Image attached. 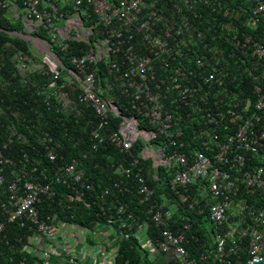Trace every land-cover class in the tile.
Returning a JSON list of instances; mask_svg holds the SVG:
<instances>
[{
	"label": "built area",
	"instance_id": "2783aa9c",
	"mask_svg": "<svg viewBox=\"0 0 264 264\" xmlns=\"http://www.w3.org/2000/svg\"><path fill=\"white\" fill-rule=\"evenodd\" d=\"M163 2L23 0L20 8L16 0H0V13L12 10L17 18L21 16L26 40L43 48L46 69L34 56L19 53L22 83H31L29 71L42 69L49 80L41 90L50 92L63 109L80 114L79 102L93 108L97 123L92 149L98 151L110 142L125 155L117 168L125 185L121 192L136 191L139 204L147 207L146 214L164 228L153 240L148 236L149 224L139 222L128 204L122 205L118 210L121 239L134 238L143 251L170 255L174 264L230 263L247 245L243 264H264V206L256 207L258 201L249 200L260 195L264 203V0H243L249 7L219 30L197 25L196 19L205 16L197 5L221 8L222 0H172L168 6ZM93 14L106 28L96 42L91 40L94 30L86 25ZM224 15L229 17L231 10L226 9ZM240 21L248 29L238 27ZM36 31L41 36H35ZM44 33L48 38L42 37ZM75 40L93 45L65 68L54 48L68 52L69 41ZM219 40L231 44V49L216 45ZM102 62L103 78L99 75ZM116 89L117 98H112ZM112 116L121 121L106 136ZM53 143L48 133L40 138L49 161L57 163L61 145ZM11 149L9 142L0 139V187L7 182V164H17L6 153ZM37 171L38 167L21 168V174L7 185V200L0 201L6 214V220H0V242L10 243L7 224L18 223L38 234L32 241L36 248L25 249L39 256L36 264L50 263L55 254L68 264H112L117 249L109 251L102 244L97 255L89 254L88 236L82 233L79 238L73 225H53L50 217L41 218L38 204L50 193L51 181L68 185L82 199L85 193L77 189L84 175L79 160L65 163L62 159L51 181L46 169L45 181L36 176ZM147 173L167 186V194L149 184ZM108 194L109 189L104 190L100 197ZM201 204L199 213L207 210L209 214L214 247L193 258L185 247L187 233L174 232L169 226L179 208L195 211ZM191 227L187 224L184 229ZM105 231H112L116 240L112 229ZM46 238L58 239L56 248L42 249L39 241L49 244ZM191 238L199 241L196 235ZM16 264H26V260Z\"/></svg>",
	"mask_w": 264,
	"mask_h": 264
},
{
	"label": "trees",
	"instance_id": "16d2710c",
	"mask_svg": "<svg viewBox=\"0 0 264 264\" xmlns=\"http://www.w3.org/2000/svg\"><path fill=\"white\" fill-rule=\"evenodd\" d=\"M163 1L167 6L172 4V0ZM16 2L20 8L23 7V0H16ZM249 5V2H243V0H222L221 8L214 5L209 8L197 5L205 12L203 19H196L197 25L201 28L212 25L214 29L219 30L221 26H228L231 21L236 19V14ZM226 9L231 10L229 17L224 15ZM201 23L203 24L201 25ZM86 25L94 30V35L91 37L92 42H96L100 33L106 29L94 14L91 18H87ZM244 25L246 24L243 21L237 24L240 28L248 29L244 28ZM15 32H25L23 23L11 18L8 10H3L0 13V106L2 101H5V104L4 111L0 114V139L10 143L12 149L6 153L10 160L17 162V164H7V182L0 187V201L7 200V185L18 173L21 174V168L31 170L38 167L36 176L42 181H45L43 170L46 169L45 175L51 181L54 168L62 163V159L65 163L78 159L79 171L84 174L82 182L77 185V189L85 193L81 197L82 199H78L77 191L69 188L68 185L51 181L50 193L44 195L42 202L38 204L41 218L47 220L50 217L51 220L48 222L53 225H60L61 223L73 225L79 230L77 233L79 238L82 236L83 230H88L90 232L89 244L97 243V234L101 235L105 230L112 229L116 233L113 248L118 251L115 264H156L151 261V255L139 247L136 239L124 240L119 234L121 232L122 214H119L118 210L120 206L127 204L129 210L133 209L132 212L135 213L139 222L149 224L148 236L150 238L157 239L164 230L146 214L147 207L139 204V196L136 191L121 192V187L123 188L125 185L115 171L119 163L124 161L125 155L110 142L105 143L98 151L92 149V130L97 123L93 108L87 103L79 102L80 114L63 109L55 97L49 94L50 92L41 90V87L49 80V77L44 76L41 70L35 73L29 71L28 77H30L31 83L29 82V85L22 83V76L18 69V56L21 51L32 55V47L30 42L21 39L14 34ZM40 33L41 31H36L34 35L41 36ZM42 37L48 38L45 33ZM92 45L93 43L90 45L75 40L69 41L68 52L61 51L57 47L54 50L66 66L72 67V58L85 56ZM216 45H221L228 51L231 49L228 48L231 47V44L226 43L225 40H219ZM36 60L40 59L36 58ZM101 64L103 71H100L99 75L103 78L105 76L104 63ZM230 64L233 65V62ZM101 84L105 87L106 82L102 80ZM115 92L118 93L117 89L112 91V98H117ZM120 121V118L112 116L105 135H109L111 130L118 129ZM10 126L15 127L10 129ZM14 130H16L15 133H13ZM45 133L54 139L53 144L56 147L57 144L61 145V148L58 149L59 160L57 163L49 161L45 147L40 144V138ZM254 160L259 161L258 158ZM147 177L149 184L156 188L159 193L166 192L167 194V186H161L159 182H155L148 173ZM117 183L120 184V187H115ZM90 186L93 187L91 190H89ZM107 189H109V194L102 199L100 196ZM249 200L258 201V206L255 203L256 207L264 206L260 195L257 198H249ZM203 207V204L198 205L195 211H189L186 207L179 208L169 226L174 232L187 233L188 242L185 247L193 258H197L200 253L214 247L211 237L212 229L206 228V225H210L208 211L205 210L203 214L199 213ZM111 219H114V223L111 222ZM0 220H6V214H3L1 208ZM187 224L192 226L190 231L184 229ZM110 225H112L111 228L105 229L106 226ZM6 233L10 243L0 242V264H16L21 259H25L26 264L39 262L37 254L25 251L27 246H34L33 238L38 236L35 231L28 226L21 227L18 223H8ZM193 235L199 237V241L191 238ZM46 240L51 242L47 238ZM247 247L244 245L240 250V257L237 255L230 263L225 264L245 263L248 258ZM55 258L61 261V264H68V261L61 255H55ZM164 264H174V261L170 260Z\"/></svg>",
	"mask_w": 264,
	"mask_h": 264
},
{
	"label": "crops",
	"instance_id": "0c3cea01",
	"mask_svg": "<svg viewBox=\"0 0 264 264\" xmlns=\"http://www.w3.org/2000/svg\"><path fill=\"white\" fill-rule=\"evenodd\" d=\"M16 6H17V5H15L14 8H16ZM9 16H10L11 18H13L15 21L20 20V21L23 23V26H24V30H25V32L27 33L26 26H25L24 21H23V19H22L21 16H19V17L17 18V17H16V14H15V13L13 14V11H12V10L10 11ZM32 51H33L34 54H36V53L34 52V49H32ZM109 234H110V235H109ZM104 235L107 236V237H105ZM100 236H101V237L97 238L98 244H100V245L103 244V246H104L105 248H108V250L111 251V250H110V247H113V241H114L113 238L111 237V236H112V231L107 232V235H106L105 232H104V233L101 234ZM103 240H104V241H103ZM57 242H58V239H57L56 242H55V241H51V242L49 243V245L55 246V248H56ZM109 246H110V247H109ZM34 248H36V247H35V246L31 247V248H30V249H31L30 251H32ZM36 250H37V249H36ZM37 251L39 252V249H38ZM109 253H110V252H109ZM55 255H57V254H55ZM150 258H151V261H153V262L156 263V264H164L165 262H168V261H170V260L172 259L170 255L161 254V253H159V252L152 253ZM47 264H61V262H60L57 258H55L54 255H53V257H52L50 263H47Z\"/></svg>",
	"mask_w": 264,
	"mask_h": 264
},
{
	"label": "rangeland",
	"instance_id": "374dc122",
	"mask_svg": "<svg viewBox=\"0 0 264 264\" xmlns=\"http://www.w3.org/2000/svg\"><path fill=\"white\" fill-rule=\"evenodd\" d=\"M31 44H32V48L34 49V52L37 53V55L39 57L43 58L44 57L43 48L40 47V46H38L37 43H33L32 42ZM35 45L38 46V48L40 49L39 51H38V49H36L37 47ZM41 58H40V60L42 61ZM210 225H211V223H210ZM210 225H206V228L208 230H210V228H211ZM83 233L86 236H89L90 235V232L88 230H83ZM105 234L107 235V231H105ZM39 243H40L42 249L49 247V244H44L41 240L39 241ZM100 246L101 245L98 244V241H97L96 244H87V246H86L87 247L86 252L89 253V254L97 255L100 252V250H101ZM110 263L115 264V260L114 259H110Z\"/></svg>",
	"mask_w": 264,
	"mask_h": 264
},
{
	"label": "clouds",
	"instance_id": "9594fccd",
	"mask_svg": "<svg viewBox=\"0 0 264 264\" xmlns=\"http://www.w3.org/2000/svg\"><path fill=\"white\" fill-rule=\"evenodd\" d=\"M14 34H15V35H18L21 39H23V40H25V41L28 42V40H26V36H27V33H26V32H23V33H17V32H15ZM25 34H26V35H25ZM29 40H30V39H29ZM30 44H31V43H30ZM31 47H32V44H31ZM32 49H33V48H32ZM29 55H30V54H29ZM32 56H34L35 61H36L37 64L42 65V67H43L42 69H46V66L43 65V60H42V61H41V60H38V61L36 60V58H37V59H38V58H39V59L41 58V57H39V56L37 55V53L34 54L33 51H32ZM58 56H59V55H58ZM59 58H60V57H59ZM41 59H43V58H41ZM72 59H73V58H72ZM60 60H61V58H60ZM61 61H62V60H61ZM62 63H63V61H62ZM63 65H64L65 68L68 67V66H66L64 63H63ZM71 66H72V60H71ZM42 69H41V71H42ZM15 131H16V130H14L13 133H15ZM118 167H119V166H118ZM118 167H117V168H118ZM115 173H117L116 175H119V174H120V173L117 172V169H116ZM210 223H211V222H210Z\"/></svg>",
	"mask_w": 264,
	"mask_h": 264
},
{
	"label": "water",
	"instance_id": "95a60500",
	"mask_svg": "<svg viewBox=\"0 0 264 264\" xmlns=\"http://www.w3.org/2000/svg\"><path fill=\"white\" fill-rule=\"evenodd\" d=\"M26 35V34H25Z\"/></svg>",
	"mask_w": 264,
	"mask_h": 264
}]
</instances>
